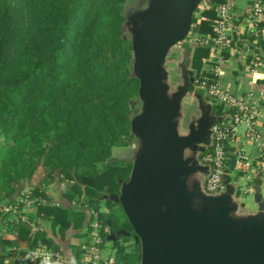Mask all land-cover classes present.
Segmentation results:
<instances>
[{"label":"trees","instance_id":"1","mask_svg":"<svg viewBox=\"0 0 264 264\" xmlns=\"http://www.w3.org/2000/svg\"><path fill=\"white\" fill-rule=\"evenodd\" d=\"M134 1L138 5L141 0ZM226 1H208L201 20H191L195 33L215 36L216 7ZM128 2L0 0V205L15 202L29 184L39 199L36 217L50 224L54 237L66 239L71 229L86 234L95 218L102 224V240L121 230L133 234L127 217L123 220L114 210L117 204L103 200L107 193L121 194L133 169L132 162L114 157L115 149L129 147L137 137L132 122L140 82L128 36L135 9L128 12ZM142 8L138 5L136 10ZM212 49L193 50L195 83L190 92L216 80L206 69ZM216 112L233 113L222 105ZM209 151L210 147L200 158ZM234 151L235 147L228 148L231 160ZM56 179L71 191L64 194L67 206L52 203L44 190ZM103 205L109 213L102 211ZM12 230L13 237L0 233L1 264H13L6 253L23 244L25 251L44 244L63 253L47 231H35L24 222L14 223ZM121 239L131 238L121 235L113 242L120 260L142 264L141 248L136 244L127 252ZM77 250L79 258L82 250Z\"/></svg>","mask_w":264,"mask_h":264},{"label":"water","instance_id":"2","mask_svg":"<svg viewBox=\"0 0 264 264\" xmlns=\"http://www.w3.org/2000/svg\"><path fill=\"white\" fill-rule=\"evenodd\" d=\"M200 1L155 0L133 30L143 108L132 130L141 140V151L121 194L103 198L121 204L141 243L142 264H264V220L257 225L256 218H235V208L224 194L204 198L210 207L199 211L195 203L205 195L189 190L191 176L208 168L187 159L186 152H204L198 143L206 140V132L201 126L187 136L179 134L176 116L187 91L170 103L163 68L169 51L186 38ZM194 81L191 77L187 89ZM236 162L234 157L229 172ZM121 235L131 233L121 230L104 242H115ZM25 255L22 251L16 264Z\"/></svg>","mask_w":264,"mask_h":264},{"label":"built area","instance_id":"3","mask_svg":"<svg viewBox=\"0 0 264 264\" xmlns=\"http://www.w3.org/2000/svg\"><path fill=\"white\" fill-rule=\"evenodd\" d=\"M237 6L232 2H226L216 7L217 19L214 25L215 36L208 37L206 44L213 42V45L220 51L219 60L210 66V71L216 77V80L208 85L204 83L202 88L212 97L218 105H222L226 110L233 111L228 117H224L222 122H215L211 126V147L210 151L202 158V162L209 167V173L206 178L203 192L207 195H221L228 191L229 183L226 178L230 174L229 167L231 157L228 155V148L235 147L241 141L240 130L243 128L246 137L258 144L260 152L264 151V141L258 131V119L261 114V107L264 106V91L260 93H252L247 96H237L231 92L225 85L221 68L223 57L221 52L229 47L233 41V32L238 22L239 16L247 15L248 18L259 23V19L264 15V5L262 0H256L249 5L243 13H239ZM257 66L263 67L264 63H257ZM263 156L264 155H260ZM238 157L242 161H247L248 157L239 153ZM262 175L264 177V167H262ZM23 200L15 199V202L0 205V217H16L18 218L26 205L33 203L36 206L39 199L32 195L31 191L22 194ZM57 206L59 204H56ZM94 214V212H93ZM23 222L18 220L16 223ZM34 230L38 231L34 225ZM89 240L83 248H81L80 257L73 255L71 264H124L122 261L103 257L102 245L104 240L100 236L102 224L95 218L89 225ZM21 249L12 247L11 251L19 252ZM25 264H66L65 255L60 251L49 248L47 245L41 244L37 248L25 251Z\"/></svg>","mask_w":264,"mask_h":264},{"label":"crops","instance_id":"4","mask_svg":"<svg viewBox=\"0 0 264 264\" xmlns=\"http://www.w3.org/2000/svg\"><path fill=\"white\" fill-rule=\"evenodd\" d=\"M133 1L134 0H129L127 7L131 6L133 10L135 9L133 11L134 13L132 14V16H135V20L138 17H141L140 15L144 13V10L150 7L152 1L154 2V0H141V1L138 0L140 2V4L138 5L143 7L142 10L138 11L136 10L138 5H135L136 2ZM208 1L209 0H201L199 2V4L195 9V12L193 13V16L191 17V20L193 19V17L198 19V22L201 20L202 12L209 5ZM237 1L238 0H227L226 2L234 3L237 6V9L239 10L238 12L243 13V10H240ZM255 1L256 0H251L249 5H251ZM194 29H195V23L191 24L190 21L188 34L186 38L183 41L179 42L174 47H179L180 50L187 51V56H189L190 58V69L188 71V74L190 75V78L193 77L195 80L194 72L191 68V58H192L193 50L198 46H204V47L212 46L213 55L210 59L211 64L206 66L207 72L210 71V66H212L219 60L218 56L220 54V51L213 45V42H211L210 45L205 43V40L208 37L212 38V35L195 33ZM263 45H264V15L260 17L259 23H255L251 21L247 15L241 14L239 16L235 30L233 32V41L231 45L223 49L221 52L222 54L221 56L223 57V63L221 64V68L224 73L223 79L226 87L235 95L243 97L252 93H260L264 91V66L260 67L256 65L259 62L264 63ZM165 63H167V59ZM246 67H248V71H247L248 78L244 80L243 75L246 72ZM170 82H171V78L169 77L168 74L167 80L165 81L168 88ZM189 88L188 89L186 88L187 92H185V90L183 91L185 92V94L183 95L181 102L187 97L188 94L194 96L196 95L201 98V102L202 104H204L205 107L204 108L205 113L203 114L202 120L198 123L196 127L200 128L201 126H204V130L206 132V140L211 142V133H210L211 123L212 124L215 123V120H217L218 118L223 119L224 117H228L229 113L225 112L222 115L218 114L216 112L217 107L211 106L212 100L209 98L210 96L206 93V91L203 90L202 91L203 93H200L199 90L200 88L196 87L192 92H190ZM200 116H202V114ZM258 125H259L258 131L261 134L264 141V106L261 107V114L258 119ZM240 137H241V141L238 145L239 149L237 150L235 149L232 157V159L236 157L237 162L230 173L233 172L237 173V175L234 177V180L236 181L239 179L238 176H240L241 174L246 178L247 188L251 190L255 202L257 204V212L255 215H250L251 217L250 216L249 217L239 216V217L244 219H255V218L257 219L258 217H262L264 220V177L262 175V167H264V157L260 156V155H264V151L260 152L258 144L252 141L250 138L246 137L244 129L242 132H240ZM207 148L209 147H206V149ZM239 153H241L242 155H246L248 157V160L242 161L238 157ZM198 155H201V153H199ZM231 175L232 174H229V178H228L229 184L232 179ZM237 187L238 185L235 187H231L229 185L228 191L224 194L225 198L230 201V205L235 209H236L235 200L242 191L241 187L238 188ZM248 192L250 193V191ZM245 194L248 193L245 192ZM2 229L3 228L1 226V219H0V233L3 232ZM47 229H49L48 236H52L55 242L59 245L60 249L63 251V254L65 255V259H66V264H71L70 262H72L73 255L76 252V248H77L76 246L79 245H77L74 242H71V239L68 238L58 239V237L53 236V232L50 229V227L47 226ZM76 234H82V233L76 232L75 235ZM76 237L80 238L83 236L79 235ZM25 249H26V244H23L22 249L18 252V255L15 258H14L15 252L11 251L10 249L6 253L7 261H12L13 264H16V261L20 253L22 251H25ZM0 264H1V259H0ZM21 264H25L24 258L22 259Z\"/></svg>","mask_w":264,"mask_h":264},{"label":"rangeland","instance_id":"5","mask_svg":"<svg viewBox=\"0 0 264 264\" xmlns=\"http://www.w3.org/2000/svg\"><path fill=\"white\" fill-rule=\"evenodd\" d=\"M250 1L251 0H238L237 3L239 5L240 10H245L248 7ZM127 5H128V3H127ZM126 8L128 11L131 8V6L130 7L126 6ZM134 20L135 19L132 18V15H131L129 17V23H130L129 30L132 28V23ZM128 36H130L133 40L134 39V32L132 30H130ZM163 69H164V73L167 76L169 74V77L171 78V82H170L169 88H168L169 89L168 100L171 103L174 99V96L179 94L180 92H183L184 90L186 91V88L189 84L190 75L188 74V71L190 69V58H189V56H187V51L186 50L182 51V50H180L179 47H173L167 55V63L164 64ZM247 71H248V67H246V72L243 75L244 80H246L248 78ZM199 90H200V93H203L202 92L203 89L200 88ZM211 106L217 107L218 104L214 101H211ZM142 108H143V102L140 99L138 107L136 108L137 109L136 110V116L142 112ZM204 108L205 107H204V104H202V102H201V98L199 96H196V95L194 96V95L188 94L187 97L182 102H180L179 111H178L177 116H176V125L178 128V132L181 136H187L193 130H197L198 127H196V126L202 120L203 114L205 113ZM201 114H202V116H200ZM242 131H243V128L240 130V132H242ZM198 144L205 147V148L211 147V142L207 141V140H205L202 143H198ZM140 151H141V140L139 137H136L135 141L133 143H131L129 147L115 149L114 150V157L116 160H124L127 162H132V164L134 166V164H135V162H136V160L140 154ZM186 157H187V159H190L192 162H196L197 165H201V166L208 168V171H205L204 173H194L191 176V179L189 182V190H191L192 192L198 191L200 193L204 189L206 178H207L208 173H209V167L206 166V164H204L202 162V159L199 157L198 153L196 154V152H194L192 149L187 150ZM230 174H232L231 177L233 180L231 179V182L229 185L231 187H235L238 185V187H241V189H242L240 195L235 200L236 209H235L234 217L242 219L241 217H244V216L249 217L250 215H255L257 212V204L255 202V199H254V196H253L251 190L247 188L246 178L241 174L240 176H238L239 179L236 181V180H234V177L237 175V173L233 172ZM24 186L25 187H24L23 191L21 192V195L30 191L29 184L25 183ZM44 190L49 195V197L51 198L52 203L67 206L68 201H67L66 197H64V194L71 192L68 189L67 183L60 182L58 179H56V181L53 184L47 186L46 188H44ZM121 190H122V188H121ZM248 191H250V193ZM245 192H247L248 194H245ZM21 195H17L16 198H18L19 200L22 201L23 196H21ZM106 195H109V193H107ZM204 195L205 196L203 198L201 195H199V198L197 199V201L195 203V207L199 211H203V210L208 209L210 207V205L204 201L205 199L210 198V197L219 196V195H207V194H204ZM77 199H76V201H78ZM103 200L108 201L105 198H103ZM76 201H74V202H76ZM80 205H81L80 202H78L77 205L75 206V208H77V209L81 208ZM36 208L37 207H35V205L31 202L28 205H26V208L22 209L23 212L18 218H16L15 216L14 217H5V218L2 217L3 219L1 222V226L3 228L2 229L3 232L1 234H3L6 237H10V236L13 237L15 235V232L12 230V227H13L14 223H16L18 220H22L24 223H26L30 226L36 225L37 229L38 228L40 229L38 231H41L44 233H45V231L48 232L49 229H47V226L50 227V224L48 222L44 224L41 221H39V219L36 217V213H37ZM114 210L117 212V214L121 215L123 220H124V217H127L122 206H121V204H117V206L114 208ZM102 211L104 213L110 212L108 210V208H106L105 205L102 206ZM94 213L98 217L97 212H94ZM239 216H241V217H239ZM50 229H51V227H50ZM81 231H83V230H81ZM76 232H78V231L73 230V229L69 230L66 234V239L67 238L71 239V242H74L77 245H79V246H76L77 247L76 249L79 250V249L83 248L84 245L86 244V242L89 240V235H88V233L84 234L82 232L83 237L79 238V237H76V236H79V235H75ZM132 233H134V231ZM57 237H58V239H61L60 236L57 235ZM130 238L131 239L127 242L123 241V239H121L119 241V243L124 246V248L126 249L127 252H132L133 249L135 248V245L137 244V243H135V238L133 236H130ZM77 239H79V240H77ZM118 239H120V236L118 237ZM137 245L141 248L140 242H138ZM102 248H103V253H102L103 257H105V258L111 257V258H116V259L120 260V258H119L120 255L118 253V247H115L113 242L103 243ZM75 256H77L76 253L74 254V257Z\"/></svg>","mask_w":264,"mask_h":264},{"label":"flooded vegetation","instance_id":"6","mask_svg":"<svg viewBox=\"0 0 264 264\" xmlns=\"http://www.w3.org/2000/svg\"><path fill=\"white\" fill-rule=\"evenodd\" d=\"M153 2V1H152ZM151 2V5H150V7L149 8H147L146 10H144V13L142 14V15H140L141 16V18H142V16L143 15H145L148 11H149V9L153 6V4H154V2H155V0H154V2L152 3ZM132 18H134L135 19V16H132ZM140 19V17H138L136 20H134V23H132V31L133 30H135L136 28H137V26H139L138 25V20ZM135 22H137V25H135L136 23ZM199 129V128H198ZM197 129V130H198ZM194 131V130H193ZM255 221L256 222H258V224L257 225H261L262 224V222H263V218L262 217H258L257 219H255ZM250 235V234H249ZM131 236H133L134 238H135V243H137L138 244V241L136 240V237H135V235L134 234H132Z\"/></svg>","mask_w":264,"mask_h":264}]
</instances>
